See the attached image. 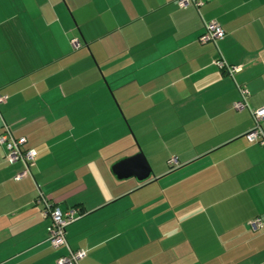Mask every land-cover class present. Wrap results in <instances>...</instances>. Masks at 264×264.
Returning a JSON list of instances; mask_svg holds the SVG:
<instances>
[{"label":"crops","instance_id":"0c3cea01","mask_svg":"<svg viewBox=\"0 0 264 264\" xmlns=\"http://www.w3.org/2000/svg\"><path fill=\"white\" fill-rule=\"evenodd\" d=\"M209 21L224 36L201 44ZM239 87L264 106V0H0V132L37 152L15 180L0 147V264L67 253L39 193L83 212L65 229L76 264H264V223L248 225L264 221V145L231 107ZM128 126L155 176L142 184L110 172L137 152Z\"/></svg>","mask_w":264,"mask_h":264},{"label":"built area","instance_id":"2783aa9c","mask_svg":"<svg viewBox=\"0 0 264 264\" xmlns=\"http://www.w3.org/2000/svg\"><path fill=\"white\" fill-rule=\"evenodd\" d=\"M180 8L193 5L194 7H199L202 5L204 0H175ZM224 31L221 26L215 21H209L204 23L202 32L198 35L197 40L201 44L205 43H215L218 39L222 38ZM74 48L79 47L77 41H71ZM213 64L217 66L220 70L226 71L228 74L233 75L240 69V66L231 65L226 63L222 59H215ZM240 98L236 100L231 107L234 110L240 111L242 109L248 108L251 118L253 119V126L248 129L245 133V137L248 142H257L260 145H264V131L261 130L260 121L264 120V106L257 109H249L246 102V96L248 91L244 87H239ZM6 97L0 94V103L4 101ZM8 126L3 123L2 131L0 132V147L4 149V161L8 164L21 162L23 164V169L18 172L14 179L18 180L26 175L31 174L30 166L34 161L37 152L33 148H24L26 143V138L24 136H14ZM171 164L176 162L175 158L170 160ZM37 203H42V212L44 215L49 217V225L47 227V241L52 245V247H63L67 250L65 255H61L56 258V264H76L78 260L86 255L84 249L72 250L69 247L66 237L65 229L73 221L79 219L83 212L79 210V207H70L66 210H60V208L50 204L41 193L35 199ZM264 223L260 217H255L248 222L251 229L256 230Z\"/></svg>","mask_w":264,"mask_h":264},{"label":"water","instance_id":"95a60500","mask_svg":"<svg viewBox=\"0 0 264 264\" xmlns=\"http://www.w3.org/2000/svg\"><path fill=\"white\" fill-rule=\"evenodd\" d=\"M113 100L115 99L112 95ZM116 106L118 104L114 100ZM120 112V110H119ZM121 113V112H120ZM129 131L131 132L129 126ZM145 155L140 148L137 149V152L130 156H125L120 159H117L110 168V172L113 174L116 180H125L128 178H134L139 184L147 182L151 179H155L151 167L145 159Z\"/></svg>","mask_w":264,"mask_h":264},{"label":"rangeland","instance_id":"374dc122","mask_svg":"<svg viewBox=\"0 0 264 264\" xmlns=\"http://www.w3.org/2000/svg\"><path fill=\"white\" fill-rule=\"evenodd\" d=\"M69 13V12H68ZM70 14V13H69ZM71 16V15H70ZM72 17V16H71ZM70 17V18H71ZM73 19V18H72ZM74 21V20H73ZM78 32H79V30H77ZM107 89V88H106ZM107 91H108V89H107ZM109 92V91H108ZM121 118L123 119V121H124V118H123V116L121 115ZM127 128V127H126ZM127 130H128V128H127ZM129 132V131H128ZM132 132V131H131ZM130 132V135H131V137H132V141H133V145H135L136 146V150L138 149V148H140L141 150H142V148L140 147L141 145H140V143L138 142V140H137V138H136V135H134V133L132 132L131 133ZM119 143V142H118ZM118 145V144H117ZM143 151V150H142ZM144 153V152H143ZM172 159V158H171ZM171 159H169V160H171ZM151 160V162H153V164L154 165H158V164H161L162 163V158H152V159H150ZM171 163V162H170Z\"/></svg>","mask_w":264,"mask_h":264},{"label":"trees","instance_id":"16d2710c","mask_svg":"<svg viewBox=\"0 0 264 264\" xmlns=\"http://www.w3.org/2000/svg\"><path fill=\"white\" fill-rule=\"evenodd\" d=\"M25 145V144H24ZM25 148V147H24ZM7 164V163H6ZM54 206V205H53Z\"/></svg>","mask_w":264,"mask_h":264}]
</instances>
